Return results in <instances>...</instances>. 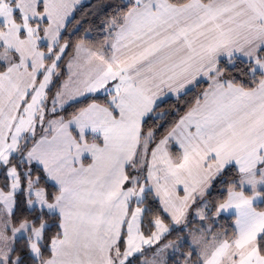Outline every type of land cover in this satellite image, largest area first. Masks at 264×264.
Instances as JSON below:
<instances>
[{
  "label": "snow or ice",
  "instance_id": "6c2138e0",
  "mask_svg": "<svg viewBox=\"0 0 264 264\" xmlns=\"http://www.w3.org/2000/svg\"><path fill=\"white\" fill-rule=\"evenodd\" d=\"M76 3L0 0V264H264V0Z\"/></svg>",
  "mask_w": 264,
  "mask_h": 264
},
{
  "label": "trees",
  "instance_id": "16d2710c",
  "mask_svg": "<svg viewBox=\"0 0 264 264\" xmlns=\"http://www.w3.org/2000/svg\"><path fill=\"white\" fill-rule=\"evenodd\" d=\"M123 0H85L75 7L74 10V19L68 25V36L73 43L78 42L81 38L87 33L88 39L85 40V43L89 46L98 43L102 38L101 26L108 16L111 15L113 8L112 5L116 3H121ZM75 34H72L75 29ZM71 54V53H70ZM207 85L201 84L199 88L195 90L196 93L202 91ZM54 90V89H53ZM195 93H190L187 97L182 100L177 101L175 96L168 101V103L161 106L158 109V113H174L176 112L177 107L182 109L180 114H183V110H186L185 101H190L192 96ZM74 109H69V112ZM177 117L173 115H165L162 120L157 121V123H165V128L171 126V122L174 121ZM149 126H152V121L148 122ZM4 185V178L2 173H0V188ZM222 185H216V188L213 190L212 195L208 198L210 201L220 198V189ZM264 208V207H262ZM233 215H225V217L220 218L217 221L216 230H225L228 229L231 231V226L233 225ZM55 231V229L53 230ZM177 234H173L169 239H173ZM186 246L183 251H188Z\"/></svg>",
  "mask_w": 264,
  "mask_h": 264
},
{
  "label": "rangeland",
  "instance_id": "374dc122",
  "mask_svg": "<svg viewBox=\"0 0 264 264\" xmlns=\"http://www.w3.org/2000/svg\"><path fill=\"white\" fill-rule=\"evenodd\" d=\"M55 91V89L53 90V92ZM258 210H264V208H258ZM226 215H231V214H226ZM234 216V215H233ZM234 221H235V216H234V219H233V225H234ZM199 225L198 224H193L192 227L195 228V227H198ZM218 232H222V230H216ZM186 234V233H185ZM175 238L171 239V240H174ZM142 259H151V253H149L147 256L145 257H142Z\"/></svg>",
  "mask_w": 264,
  "mask_h": 264
},
{
  "label": "crops",
  "instance_id": "0c3cea01",
  "mask_svg": "<svg viewBox=\"0 0 264 264\" xmlns=\"http://www.w3.org/2000/svg\"><path fill=\"white\" fill-rule=\"evenodd\" d=\"M85 0H77L76 6L79 5L80 3L84 2ZM75 6V7H76ZM66 78V77H65ZM174 97V96H173Z\"/></svg>",
  "mask_w": 264,
  "mask_h": 264
}]
</instances>
